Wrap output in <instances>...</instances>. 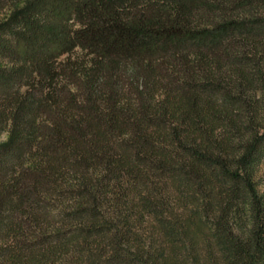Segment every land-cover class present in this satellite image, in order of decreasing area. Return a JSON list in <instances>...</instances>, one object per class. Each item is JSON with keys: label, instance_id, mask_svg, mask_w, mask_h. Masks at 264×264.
<instances>
[{"label": "trees", "instance_id": "1", "mask_svg": "<svg viewBox=\"0 0 264 264\" xmlns=\"http://www.w3.org/2000/svg\"><path fill=\"white\" fill-rule=\"evenodd\" d=\"M3 134L0 264H264V0H0ZM125 180L180 192L157 256Z\"/></svg>", "mask_w": 264, "mask_h": 264}, {"label": "rangeland", "instance_id": "2", "mask_svg": "<svg viewBox=\"0 0 264 264\" xmlns=\"http://www.w3.org/2000/svg\"><path fill=\"white\" fill-rule=\"evenodd\" d=\"M7 140V134L0 137V143ZM255 181L261 196L264 198V161L257 169ZM153 183L146 186L145 182L131 184L125 180L121 185L114 187V192L106 201V214L121 212L125 215H133L131 220L133 223L129 227L130 233L125 247L131 253L139 256H157L167 247L165 239L159 234L149 217L142 219L139 216V203L143 195H149L151 192L159 199L158 201L165 204L167 210L177 214L183 212L185 208L183 202L177 199L180 192L174 190L169 184H165V181L157 182L156 180ZM70 264H76V261L71 260Z\"/></svg>", "mask_w": 264, "mask_h": 264}]
</instances>
